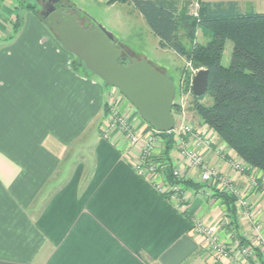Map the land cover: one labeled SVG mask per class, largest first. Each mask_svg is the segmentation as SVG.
I'll use <instances>...</instances> for the list:
<instances>
[{
    "label": "crops",
    "instance_id": "crops-1",
    "mask_svg": "<svg viewBox=\"0 0 264 264\" xmlns=\"http://www.w3.org/2000/svg\"><path fill=\"white\" fill-rule=\"evenodd\" d=\"M199 1L264 14V0ZM9 13L0 0V264H216L219 256L195 233L194 221L213 227L232 247L234 264L256 262L253 251H239L250 247L232 241L220 200L189 188L181 209L156 188L167 181L166 171L152 178L136 172L138 151L117 129H107L109 90L74 70L75 57L33 13L12 39L16 16ZM88 148L84 162H70L72 150ZM202 153L245 193L250 216L237 204L239 231L264 256L262 187L252 188L251 173L232 169L238 156L219 138ZM255 175L263 186L264 173ZM185 176L199 183L196 170Z\"/></svg>",
    "mask_w": 264,
    "mask_h": 264
},
{
    "label": "trees",
    "instance_id": "trees-1",
    "mask_svg": "<svg viewBox=\"0 0 264 264\" xmlns=\"http://www.w3.org/2000/svg\"><path fill=\"white\" fill-rule=\"evenodd\" d=\"M115 1L132 3L159 39L162 48L183 57L194 70L209 71V86L205 95H209L211 102L204 103L205 95L195 96L191 87L192 111L201 119V127L213 130L220 141L238 157L256 171L264 173V14L243 13L233 3L199 1V17H195L185 9L181 10L179 0L108 2ZM27 9L29 12L26 13H33L46 26L33 5L27 4ZM24 23L25 16L17 14L12 23L15 31L12 39L17 36L18 29ZM199 26L207 31L208 38L203 43L196 41ZM228 41L232 43V52L229 65L225 66L223 58ZM126 61L125 58L121 59L124 64ZM80 62L84 64L80 59L73 62L76 72H81ZM103 84L107 85L105 82ZM107 106L108 101L106 108ZM177 108L180 105L175 102L174 114L177 113ZM148 127L151 128L150 125ZM160 136L165 140L161 159L168 162L162 169L166 171L168 181L181 185L184 191L189 188L197 191L204 187L192 179L176 181L173 178L171 153L175 140L168 134ZM259 185L262 187L260 183ZM163 196L170 199L167 195ZM212 197L226 206L229 222L226 230L233 233L232 241H238L240 247H250L257 258L252 264H264V256L260 250L253 248L239 231L237 197L216 188H212ZM184 214H187V210Z\"/></svg>",
    "mask_w": 264,
    "mask_h": 264
},
{
    "label": "rangeland",
    "instance_id": "rangeland-1",
    "mask_svg": "<svg viewBox=\"0 0 264 264\" xmlns=\"http://www.w3.org/2000/svg\"><path fill=\"white\" fill-rule=\"evenodd\" d=\"M181 10L185 9L186 12L195 17H199L200 4L199 0H179ZM66 4H70L74 9L79 12H74L79 16L80 20L83 22L82 25L87 26L90 24L96 27V24L104 27L108 32L112 33L117 44L124 48L127 54L130 57H136L137 59L146 58L153 64L158 70L166 74L170 80L173 82L175 86V102L176 104L183 102V106L181 108H177V113L174 114L177 126L182 125H191L194 128L198 127L197 125L201 123V119L192 111V101L193 96L191 94V87L193 82L194 75L198 72L190 66L186 60L174 53L172 50L164 49L160 46L159 39L154 35L151 29L146 24L144 18L141 14L136 10L132 3L124 2V1H115V2H107L105 0H62ZM27 4H31L35 7V12L37 15H41L42 10V1L41 0H2V6L10 11L9 14L15 17L17 14L27 16L26 12H29L27 9ZM20 9H18L19 7ZM18 7V8H17ZM81 12V13H80ZM10 16V17H11ZM89 23L87 25V23ZM10 27H13L10 25ZM49 34L53 36L56 42H59L55 33L49 29ZM207 31L203 26H199L196 33V41L203 43L208 38ZM189 41V40H188ZM60 43V42H59ZM232 52V43L228 41L225 52H224V60L223 64L225 66L229 65V60ZM73 55V54H72ZM74 56V55H73ZM75 60L78 61L79 58L76 56ZM127 61L126 64L129 63V57H124ZM83 64L82 62H80ZM80 64L81 72H85L89 76L96 78L100 82H104L100 79L96 74L86 68L83 64ZM106 90H109L108 94V128H113L111 126V114L117 113L118 116L124 118L128 124L136 129V131L141 132L145 130L147 126H135L136 120L142 121L146 123L140 116L139 111L132 106V104L120 93V91L116 88H112L108 85H105ZM204 103L211 102V98L209 95L204 96ZM134 122V123H133ZM147 124V123H146ZM143 128V129H142ZM117 129V127H114ZM122 136L123 139L126 140L120 129H117ZM95 130H92L93 133ZM108 130H104V134L107 133ZM91 134L88 133L85 139L88 141ZM173 138V137H172ZM217 139L219 136L217 135ZM84 139V140H85ZM220 139V138H219ZM221 143L226 147L222 141ZM73 149V148H72ZM205 147H203L201 152H203ZM229 149V148H228ZM165 150V140L164 144L161 146V153ZM77 151V150H76ZM233 151V150H232ZM160 153V154H161ZM72 158L70 162L73 165H76L79 162H84V158L82 155L92 154L91 148H88L85 153L83 152H75V150L71 151ZM138 153L136 152V155ZM158 155L156 157L161 161L162 156ZM174 154V151L171 153ZM176 155V153H175ZM241 159L240 157H238ZM133 162V164H135ZM256 170L253 169V174L255 176ZM258 184L260 181H258ZM242 212L244 211L241 208ZM218 240L226 246L227 250L230 251L232 247L227 243H224L220 236H217ZM218 242V241H216ZM205 243V242H204ZM219 243V242H218ZM219 243L220 245H222ZM238 245V243L236 242ZM239 248V247H238ZM237 248V249H238ZM239 250V249H238ZM235 251V250H234ZM242 253V250H239ZM215 253H213L214 255ZM216 255V254H215ZM214 255V256H215ZM244 255V254H243ZM217 256V255H216ZM246 256V255H245ZM228 260L227 257L219 256L212 259L216 264H225L224 262L231 261L234 264V257ZM212 261V262H213ZM236 263H238L236 261ZM240 264V263H239Z\"/></svg>",
    "mask_w": 264,
    "mask_h": 264
},
{
    "label": "water",
    "instance_id": "water-1",
    "mask_svg": "<svg viewBox=\"0 0 264 264\" xmlns=\"http://www.w3.org/2000/svg\"><path fill=\"white\" fill-rule=\"evenodd\" d=\"M50 1L54 4L60 0ZM45 24L87 69L108 86L118 89L148 125L162 133L175 128V86L148 59L130 57L112 33L98 24L96 27L82 25L79 16L71 14L69 8L59 9L45 20ZM125 56L129 57L128 64L121 62ZM208 86L209 71L201 69L193 77L192 92L195 96H203Z\"/></svg>",
    "mask_w": 264,
    "mask_h": 264
},
{
    "label": "built area",
    "instance_id": "built-area-1",
    "mask_svg": "<svg viewBox=\"0 0 264 264\" xmlns=\"http://www.w3.org/2000/svg\"><path fill=\"white\" fill-rule=\"evenodd\" d=\"M196 71L198 70H195V72ZM179 105L181 108L183 102L180 101ZM111 120V126L120 129L128 141L130 148L138 151V160L133 166L140 176L152 178L168 163L165 160L161 159L160 161L157 159L156 157L159 158V156H157L155 152L156 147H161L164 144V139L160 134H168L175 140L173 149L174 154L171 156L173 164L171 172L173 178L176 181H180L186 177L187 170H196L199 173V182L206 187V189L202 187L199 193L212 195V188L232 193L237 197L238 206L244 210L243 215L249 218V203L245 199L243 190L237 188L235 182L223 175L216 166L210 165L201 152L202 147H211L215 141L217 135L213 130L207 128L205 131H198L191 125L177 126L176 124L175 128L168 133L159 132L148 126L145 130L138 132L136 129L132 128L124 118L118 116L117 113L111 114ZM231 167L239 174L251 173L253 175L251 182L252 188L259 187L257 177L253 174V168L245 161L234 158L231 160ZM156 188L160 194L167 195L170 197V200L176 201L181 209L188 200V196L182 186L173 184L169 182L168 179L166 182L157 185ZM262 189L264 192V185ZM193 229L197 235L203 237L205 244L213 253L217 256L229 258L230 251L218 240V235L213 227H206L202 223L194 221ZM251 253L252 250L249 248H244L242 250L244 256L251 255Z\"/></svg>",
    "mask_w": 264,
    "mask_h": 264
},
{
    "label": "flooded vegetation",
    "instance_id": "flooded-vegetation-1",
    "mask_svg": "<svg viewBox=\"0 0 264 264\" xmlns=\"http://www.w3.org/2000/svg\"><path fill=\"white\" fill-rule=\"evenodd\" d=\"M41 1H42V7H43L41 10V16L42 14L44 15V17L42 16L44 23H45V20L49 19L51 15L55 14V12L61 8H64V9L69 8L71 14H75L74 12H79L78 10L74 9L70 4L68 5L65 2H62V0L54 4L50 0H41ZM53 7L55 8L54 10H52ZM81 22H83V20ZM88 24L89 23H87V25ZM88 26H92V25L89 24Z\"/></svg>",
    "mask_w": 264,
    "mask_h": 264
}]
</instances>
